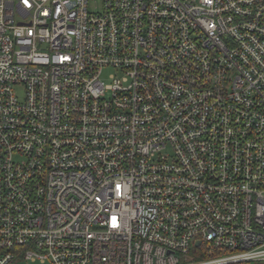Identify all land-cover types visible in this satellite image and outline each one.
<instances>
[{"label":"built area","instance_id":"1","mask_svg":"<svg viewBox=\"0 0 264 264\" xmlns=\"http://www.w3.org/2000/svg\"><path fill=\"white\" fill-rule=\"evenodd\" d=\"M21 260L264 263V0H0V264Z\"/></svg>","mask_w":264,"mask_h":264},{"label":"rangeland","instance_id":"2","mask_svg":"<svg viewBox=\"0 0 264 264\" xmlns=\"http://www.w3.org/2000/svg\"><path fill=\"white\" fill-rule=\"evenodd\" d=\"M122 77V73L119 71H116L112 68H106L104 69L103 73H102V77L101 79L107 84L110 85L114 82L115 79L117 78H121ZM18 264H39L37 262H31V261H18ZM264 264V263H261Z\"/></svg>","mask_w":264,"mask_h":264}]
</instances>
